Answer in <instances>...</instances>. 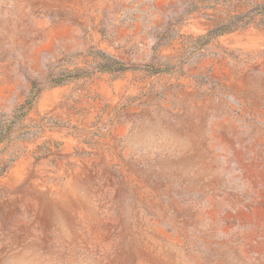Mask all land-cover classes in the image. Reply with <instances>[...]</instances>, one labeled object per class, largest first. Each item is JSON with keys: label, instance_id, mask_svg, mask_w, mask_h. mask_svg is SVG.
Returning a JSON list of instances; mask_svg holds the SVG:
<instances>
[{"label": "rangeland", "instance_id": "obj_1", "mask_svg": "<svg viewBox=\"0 0 264 264\" xmlns=\"http://www.w3.org/2000/svg\"><path fill=\"white\" fill-rule=\"evenodd\" d=\"M0 264H264V0H0Z\"/></svg>", "mask_w": 264, "mask_h": 264}]
</instances>
